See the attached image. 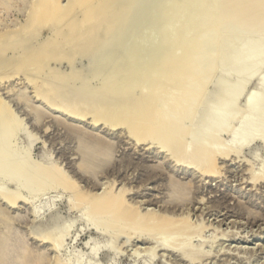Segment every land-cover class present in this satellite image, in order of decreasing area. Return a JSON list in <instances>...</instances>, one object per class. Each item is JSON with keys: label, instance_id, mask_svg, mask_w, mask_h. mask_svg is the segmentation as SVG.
<instances>
[{"label": "rangeland", "instance_id": "rangeland-1", "mask_svg": "<svg viewBox=\"0 0 264 264\" xmlns=\"http://www.w3.org/2000/svg\"><path fill=\"white\" fill-rule=\"evenodd\" d=\"M16 1L17 0H13L10 3L3 0L0 1L1 38L3 35L7 34V32L10 34L12 30L13 31L11 32V34H14L17 31L22 32L19 30L23 28V26H25L24 24H27V22L29 21L28 18L30 15L28 13H30V1L34 0ZM62 1L63 4H66L67 2V0ZM112 16L113 15H111L107 20H98L101 22H104L105 20L107 23L109 20V24L105 22L103 23V26H100L101 28L99 27L98 30H96V32H100L101 30L103 31L104 28V35L103 33H100L103 36V45H106L108 44L107 42L111 41V35L106 31H108L107 26L110 27V25L112 26L113 24L111 23ZM79 20H81V18H79ZM86 24H82V26L84 25V28L86 30H84V28H81L82 26H78V31L77 33H75V35L72 34L71 36L70 34V38L68 35L65 38H60L59 40L57 39L58 44L54 42V44L56 43L54 47H56L57 49L60 47L59 51H57V56L54 55L55 57L53 56L52 59L49 60V62L47 63L48 65L43 64L42 68L40 67L41 64L37 65L35 63L34 58L38 56L37 54L38 51L41 50L40 48H45V45H47L46 43H44L45 40L47 41L48 38L55 39V37H57L59 32L57 30L59 26L56 29V26H50L52 24H50L49 26L47 25V27L45 25L43 26V28L41 26L40 31L32 30V33H29L31 32L29 30L27 34L28 37H20L23 40L22 44L19 45L20 49L19 46L18 48H13L12 46L8 48L9 45L12 44H9L7 42V44L5 45L4 42H1L0 38V80L3 78L0 81V99L14 114V117H16V119L18 118V122H21V124H18L20 125V127H22L21 131L13 137V145H16V150L20 154H24V151L26 154H28L27 152H29L28 155L36 162L41 163L47 162L49 160L52 164H55L57 168L59 167L58 169L63 171L66 176H64V180L62 178V182H65L63 186L61 183L58 184L59 186L56 183L55 185H53V182L52 184H50L52 187L48 186L47 188L49 189L37 193L33 192V190L26 191L25 189H23L20 184L22 183V181H20V185L17 184L18 179H16L12 183H8V181L3 179L2 174L4 172H2L3 170H1L2 168H0V192L7 191L8 193L9 191L10 197L12 196L13 198H16L18 203H16V207L7 209V203L0 201V240L5 238L6 236H10L14 240L16 239L19 245L18 248L20 250L18 251L20 255H22V258L19 259V261H21V264H24V259H27V261L28 259H34L33 261L38 259L33 264H191L192 260L188 262L186 260H182V257V261H179L180 256H178V254L176 255L168 250H164L161 248L155 249V246L157 245H154L153 238H163L169 241L168 245L173 243L180 245L183 244V247L184 245L187 248L190 247L189 250L192 252V257L194 256L197 259H201V257L202 259L205 258V261L202 259V261H198L195 258H192L195 259V262L193 260L192 264H264V180H259L254 184H252L253 182L250 180L251 174H253L255 171L256 174H259V169L261 167H264V140L257 137V139L255 138L253 139V141H250L249 145L247 144L248 146L245 145L246 147L243 146L242 148H240L238 154H230L231 156L229 155L226 158L219 160L218 168L215 169L216 177L210 179L204 176L201 177L197 172L194 173L192 169L186 168L185 165H182V163L175 166V160L171 158V156L167 155L168 153L161 152L160 149L157 148L158 145L156 144H152L153 146L147 145L146 143L138 145L135 144L134 140L132 138L130 139V136H128V133L124 131V129L109 130L103 125L93 127L92 125H90L89 120L79 122L70 119L68 115L62 112L61 108L57 107L58 102H63L62 105H66V103H69L72 100L73 101L71 102V104L76 103V101L77 103L82 102V100H85L86 102L87 100L85 97L83 98L81 90L79 91L84 83H86V85L90 84V86H99L105 81L108 85H111L113 84V82H115V80H117L119 76L118 73L122 71L121 67L120 69L117 68V70H115L112 68V66H108V69L110 68L109 71L106 67L107 65L99 66L98 53L100 51L96 49L97 47H90L91 49L88 47L86 48V50L80 47V45L83 46L89 36H91V34L93 35V33L95 32V30L92 31L93 29L91 28V25H89L92 24L91 22H87ZM234 28L235 26H233V28L231 27V30L229 29L230 31L228 30V32H231L232 34L226 33V31L225 33H223L224 35H222L223 38H221V36H213L210 41H215L213 43H210L209 41L210 46L216 43V45H212L215 46L212 47L214 51H210L213 54L210 53L211 55H208V61H213V64H215L213 66L215 67H213L212 69V64L210 65V63L207 62L206 66L208 65L209 67L210 65V68L213 70V72L211 73L212 75H210L211 70L209 71V69H207L208 74L203 70L202 73H206L204 74V76L208 75V77L210 78H203L206 80H202L203 83L194 82V84L192 81V85H196V83L197 85L199 84L198 87H195L197 88V90L199 86L202 87V89L200 88L201 92L198 91L199 95L201 94V96L199 97V95H196L194 97V99L197 97V99L195 100L198 102L197 104L194 103L196 105H194L195 108L192 103L193 101L191 102L192 105L189 106L190 109L191 106H193L194 108L193 110H191L192 112H194L189 113L191 114V117L188 119L189 124H187V106H182L183 102H180V106L179 101L176 100L177 98L181 99L182 101L185 100L186 95L184 96V99L181 98L183 96V94H181L183 92L182 89L184 88H182L181 92H179L180 90H174V88L177 87L171 85L172 83H167L168 85L164 84L166 85V87L168 86L167 88L165 86H163V88L162 86H160V89L159 85H156V88L160 89V93H154L157 97L162 95V98L164 97L169 100L167 101V99L165 100L164 98V100H160V106H162V109H167L169 106L168 110L170 109V114L169 111L168 113H166L164 109L166 116L172 117L173 115L171 113L174 112L175 108H178L177 106L186 107L184 108V110H182L181 108H179L181 110L177 109L178 113H182L186 119L185 120L181 114L182 117H178L180 118V120L182 118L183 120H181V122H183L181 123L179 120V123V118L177 119V122L180 125L182 124L184 127L187 126L186 128L188 129L192 124L193 133L197 134L200 133L198 132V126H200L199 121H203L204 125H209L211 123L209 118L202 119L203 117H201L203 114L202 112L204 111L203 106H206L208 102L209 106L214 105L215 103H220V99L214 100L215 96L213 95H215L216 91L220 92L219 88L223 89L224 86V88L231 90L238 83L241 90L237 97L234 100L229 101L230 103H228L229 108H235L238 113L232 121H229L225 124L224 130L222 131L223 133L220 132L217 136V138L220 139H218V141L222 143H216L218 145L222 144L223 147V144H228L230 134L236 131L242 123L241 119L245 116V110H243V102L249 97V95L254 93L257 94L259 100H262L264 98V89H262V87L258 88L257 86V78L264 77V47H262L257 55H252L250 58H242L240 60L239 69L245 70L248 73V76L240 78V80L237 82L235 77L236 69L229 61L225 64L223 73H221V62H219V59L222 60L223 57L226 56V54H231L228 56L233 57L242 47V45L247 44V42L249 43L251 40L264 39V32H245L241 34L242 32H244L243 30L238 28L237 32H235ZM243 29L249 31L248 27L246 26H244ZM80 30L82 32H85L81 33ZM238 30L241 31V33ZM24 31V33H26V30ZM35 32L37 33L35 34ZM16 34H14V36ZM32 34L34 35L33 37L36 38L33 39ZM227 34H229L231 37ZM261 34H263V36ZM19 35L21 34L19 33ZM19 35L16 39L12 38L11 40L17 41L19 39ZM104 36H106L107 38H104ZM220 39H222L223 41ZM225 41L226 43L230 42V49L228 50L229 52H227V50L225 49ZM35 42H37L36 45ZM220 42H224L225 46L222 44L224 50H221L222 47L220 45L218 47V43L220 44ZM39 43L42 44L41 47ZM62 43L63 45H61ZM37 45L39 49L38 47H36ZM65 48L67 51L65 50ZM71 48H73V50ZM218 48H220L219 51ZM32 49L37 50V53L35 52L36 55H33L34 57H26V51H31ZM95 49L98 51H96ZM224 51H226L227 53H224ZM21 52L26 55L22 54ZM221 52L225 55H222ZM86 54L89 56H87ZM20 55H23V57L25 56L26 59L25 57L24 59L27 62L31 58L32 60H29L30 62H28V64L33 63L35 65H31L26 70H21L18 74L15 73V76L13 74L15 72V68L13 69L12 67L8 66H10V64L12 66V62L15 63L18 59V61H20ZM69 57L72 59H70ZM59 58L61 59L58 60ZM24 59H21V61L27 63L26 61H24ZM216 60L220 63V66L218 65V62ZM7 61H10L11 63ZM93 61L95 62V65ZM98 66L100 67V70H102V72L97 70L99 69ZM6 67H8L10 70ZM105 68L109 72H107ZM206 68L204 70H206ZM12 69L14 72H12ZM103 69L105 70L104 76L102 74ZM90 70H92L93 72L91 73ZM112 70H115L117 73L114 71V73L116 74L112 75ZM9 72H11V74ZM110 72L112 74H110ZM5 73L9 74L6 75ZM95 74L96 77L98 76V74H101L100 76H102L105 80L102 77L98 76V79L102 82L99 81L95 77ZM105 74L109 75L110 77H105ZM221 74L223 75V77L220 76ZM8 75L10 76L6 77ZM93 76L97 80H95ZM111 76H115V78H113L114 81L113 79H111ZM217 76L220 78L221 82L216 87L218 90H215L214 84L219 81V78ZM108 78L109 81L112 80L111 83H108ZM189 80L190 81L188 82H190L191 84V79L189 78ZM193 80L195 81V78H193ZM68 81L70 82V85H68ZM74 83L77 84L75 85ZM79 83L82 84L80 85ZM61 84L63 86H60ZM144 84L146 83H142V85ZM64 85H66L68 89ZM140 85L141 83L135 86L136 90L140 88ZM147 85H149L151 89L152 84L147 83ZM147 85H145L146 88L144 89V91H148L149 88ZM138 86L139 88H137ZM189 86L190 85L188 84L187 87ZM55 87H64L60 96H53L51 95V93L48 94V91L53 92L52 89H54ZM109 87L110 86H106L105 88L108 89ZM152 88L153 90L149 89L151 92L154 91V86ZM170 88H172V91H170ZM163 89H166L165 93L167 94L163 93ZM138 92L139 91L137 90L136 94L135 92L134 94L138 95ZM154 92H156V90ZM164 94L166 97L163 96ZM169 94L171 96L175 95L174 97H171L173 100L171 98H168L170 97ZM180 94L182 95L181 97ZM135 95L133 96L135 97ZM46 96L47 99H45ZM103 97L104 96H102V100L106 99ZM98 98L99 99H95L98 101L94 100L92 106L100 102L99 100L101 96H99ZM202 98L204 99L202 100ZM174 101H177L179 105H177L178 103H175ZM203 101L206 102L205 105V102ZM161 102H163V104H161ZM168 102L171 104H168ZM172 102L173 105H177H174L175 108L172 106ZM83 107L86 106L84 105ZM200 108L201 112L198 113L200 111ZM190 109H188L189 112ZM184 113L186 115H184ZM250 119V122L256 124L264 122V113L261 116H250ZM180 125H178V127ZM182 125L181 127H183ZM183 128H181V130ZM258 133L264 135V132L262 131ZM183 135L184 134L182 133L181 136ZM184 136L186 138L182 137L181 139H185V144L188 145L187 150L189 147L188 154H186L185 156L186 159H190L189 156H191V151L194 150L192 148L193 146L187 143H190L189 141L191 137L188 138V136ZM217 146L214 147L216 148ZM217 148L220 149V146H218ZM96 154H100L101 157L94 160L92 157ZM249 182L251 184H249ZM113 189L115 190L112 191ZM110 190L114 194H117L119 191L121 192L122 190H124V198L126 199L127 203H129L130 205H134V207H140V213L144 214V217L146 216L145 219L147 223L146 221H144L145 219L143 220L146 223V227L144 226V222H142L144 223L143 225L140 223L142 219L138 221L139 223L136 222L138 226H136V223L132 224L133 226L131 227L129 226L130 229L127 227V224L130 222L127 221V223L125 221L126 225L121 226L123 222L120 223L117 231V228H114L115 223L112 222V226L109 225L111 219H107V215H105V217L104 215H102V220H104L103 222L105 224L102 221H99L100 219L95 215V197L92 196L94 194V196L99 195L102 191H105L106 194V192H111ZM91 208L92 210H90ZM147 211L150 213V216ZM189 213L190 215H188ZM146 214L148 215V218ZM91 215H93L94 217H92ZM154 215H156L155 220L157 222L153 221L154 219H152L154 218ZM162 216H169L176 220L181 219L179 222L183 221L186 218V221H184L185 223L187 222V224H185V226H187L182 227L183 229L180 230V226H182V224L180 225V223L178 222L180 226L178 224V226H176L180 228L178 229L176 227L177 229H173L174 232L173 230H166L168 228L164 229V231L162 227L161 229L164 232H162V230L159 231L160 224H158V222L161 223L160 221ZM157 217H160V219L158 218V220ZM151 221L152 224H155L156 222V224L159 225V230L157 229L156 224V226L154 227L158 230L157 232L156 230L154 231L153 228H151L153 229V231L149 228L151 225ZM148 223L150 224L149 227ZM66 227H69V231L67 235L63 236L62 239H60L59 230ZM121 227H123V229L125 227L124 231H122L123 229ZM145 228L147 230H145ZM148 228L150 231H148ZM138 230L144 231L145 234L144 232H141L143 233L141 234L140 231L139 233L141 235H145L146 237H152L151 239L153 241H148L149 243H143L140 240V242L137 241L135 238L138 236ZM134 232L136 233V236ZM154 232H156V234ZM45 237H47V240H50V243H43L42 239ZM51 237H53L54 240L51 239ZM58 238L60 241L58 240ZM21 245L22 248H20ZM52 245L57 248H54ZM92 248L98 250L96 257H92ZM148 248H152V250H149ZM204 254L205 257L202 256Z\"/></svg>", "mask_w": 264, "mask_h": 264}, {"label": "bare ground", "instance_id": "bare-ground-1", "mask_svg": "<svg viewBox=\"0 0 264 264\" xmlns=\"http://www.w3.org/2000/svg\"><path fill=\"white\" fill-rule=\"evenodd\" d=\"M0 1H2V0H0ZM3 1L10 3L13 0H3ZM62 2H63L62 0H34V1H30V4H31L30 13H28L30 15V16L28 15L29 21L27 22V20H28L27 19L26 20L27 24L25 23L24 24L25 26H23V28H21V29L19 28L20 29L19 31H22V32L17 31L18 32L17 33L15 31L17 34L14 33V34H16L14 36L13 33L11 34V32L13 31L12 30L10 32V34L8 32H7V34H5L3 36L1 34L2 38L1 37L0 38H1V42H4L5 45L7 44V42L9 44H12V45H9L8 48H10V46H12L13 48H15V47L18 48V46L21 45L22 41H23L22 38H20V37H24V36L28 37L27 34H28L29 30L31 31L29 33H32V30L40 31L41 26L43 28V26H45V25L47 27V25L49 26L50 24H52L50 26H52V27L56 26L55 29L59 26L60 30L58 27L57 31H59V32H58L57 37H55V39L53 38L54 40L49 39V38L47 41L45 40L44 43L47 44V45H45L46 49L44 47L40 48L41 50L38 51V54H37L38 56H36V58H34L35 63L37 65L41 64L40 67L42 68L43 64L48 65L47 63L49 62L50 59H52V57L54 55L57 56V51H59L60 47L57 49L54 46L56 43L58 44L57 41L60 38L61 39L65 38L68 35L70 38V34L72 36V34L75 35V33H77L78 26L80 27V26H82V24H86L87 22L92 23L89 25H91V28L93 29L92 31L95 30V32L93 33V35L91 34V36L88 35L89 38L87 39L86 43L81 42V43H84V45L83 46L80 45V47L82 49H85V50L88 47L89 48L90 47L91 48L97 47L96 49H98L100 51L99 53L97 52L99 54V56H98V62H99L98 65L99 66L100 65L101 66L107 65L106 66L107 69H108V66L109 67L112 66V68L115 70H117V68L120 69V67H121L122 71L120 73H118L119 76H118V78L116 77L117 80H115V82H113V84H111V85H108L107 82L104 81L105 83L103 82L99 86H95V85L90 86V84L86 85V83H84V85L81 86V88L77 87V88H80L79 91L81 90V92H82L81 94L83 95V98L85 97L87 100L86 102H85V100H82V102H78V103L76 101L77 104L76 103L71 104V102L73 101L71 99L72 101L69 100L70 101L69 103H66V105H62L63 102L59 103L57 101L58 102L57 107L61 108L62 112L64 114L68 115V117L70 119H72L74 121H79V122L89 120L90 125H92L93 127L94 126L98 127L99 125H103L106 128H108L109 130H115V129L116 130L117 129L122 130V129H124V131H126L128 133V136H130V139L132 138L134 140L135 144H137V145L138 144H145V143L147 145H152V144L155 145L156 144V145H158L157 148L160 149L161 152L168 153L167 155L171 156V158H173L175 160V163H176L175 166L182 163V165H185L186 168L192 169V171H194V173L197 172L201 177L204 176V177H207L210 179H213L216 177L215 169L218 168V164H219L218 161L219 160L226 158L230 154H232V155L238 154L240 151L239 150L240 148H242L243 146L244 147L248 146L250 141H253V139H255V138L257 139V137L259 139L262 138L264 140V135L258 133L261 131L264 132V122H260L258 124L250 122V120H251L250 116H256V115L261 116L264 113V98L262 100H259L257 97V94L254 93V94L249 95V97L243 102V104H244L243 110H245V114H244L245 116H244V118L241 119L242 123L239 126V128L230 134V139L228 141V144H223L224 147L222 146V144L218 145V144L222 143V142L218 141V139H219V138H217L218 134L224 130L225 124L229 121H232L238 113V111L235 108H229V106H228V103H230L229 101L234 100L241 90L240 85L238 83L231 90L224 88L225 87L224 86L223 89L219 88L220 92L216 91L215 95H213V96H215L214 100L220 99V103H215L214 105L209 106L208 105L209 102H208V104L206 106H203L204 111L202 112L203 114L201 113L202 114L201 117H203L202 119L209 118L211 123L209 125L208 124L204 125L203 121H199L200 126H198L199 129L198 128L197 129H198V132H200V133H197V134L193 133L192 124H191L189 129L186 128L187 126L184 127L182 124L181 125L184 128L181 127V125L179 123L183 119L181 118V120H180L179 117L181 116L182 113L181 114L178 113V110H177L179 108H181L182 110H184V108H186V107L177 106V105H179L180 102L181 103L183 102L182 106H187V111H188L187 115L188 116L190 115L189 117L187 116V124H189L188 119L191 117V114H189V113L194 112V111L193 112L191 111L196 106L194 103H196V104L198 103L195 100V99H197V97L195 99H194V97L196 95L198 96L199 92H201V89H202V87L199 86V88L197 90V88H195V87H198L199 84L197 85V83H196L197 86L192 85V84L194 82L200 83V82H202V80L204 81L205 79H203V78H205V77L210 78V77H208V75L204 76V74H206V73L208 74L207 69H209V71L211 70L210 75H212L211 74L213 72L212 69H213V67H215V66H213V65H215V64H213L214 63L213 61H211V60L208 61V55L210 53L213 54L210 51L211 50L214 51V49L212 47H215V46H212V45H216V43H215V44H212L210 46V43H213L215 41V40L213 42L210 41L213 38V36L214 37L215 36H221V38H223L222 35H224L223 33H225L226 31H227L226 33L232 34L231 32H228V30L231 27L233 28V26H235V28H234L235 32H237L238 28L243 26L240 29L243 30L244 32L241 33V31H239L240 29L238 30L241 34H243L245 32H248V33H256V32L258 33L259 31H261L260 33L264 32V0H67L66 4H63ZM110 14L113 15L111 18V23H113V24H112V26L110 25V27L107 26L108 31H106V32L111 35L110 36L111 41H109V42L106 41L108 44L103 45V43H102L103 36L100 33H103V35H104V32H103L104 28H103V31L99 30L100 32H96V30H98V28L100 26H103V23L106 22L105 20H104V22H101L102 19L107 20L108 18H110V16H111ZM79 18H81V20H79ZM98 20H101V21H98ZM107 24H109V20H108ZM236 26H237V28H236ZM238 26H240V27H238ZM244 26L248 27L249 31H247L246 29L244 30L243 29ZM20 27H22V26H20ZM81 28H84V25ZM24 30H26V33H24L25 32ZM50 30H51V28H50ZM84 30H86V29L84 28ZM55 32H56V30H55ZM83 32H85V31H83ZM83 32L81 31V33H83ZM19 33L21 35H19ZM36 33L37 32H35V34ZM86 33H88V32H86ZM263 34H261V35L263 36ZM18 35H19V39L17 41L11 40L12 38L16 39L18 37ZM227 35H229V34H227ZM33 36L34 35L32 34V37ZM51 37H53V36H51ZM105 37L106 36H104V38ZM34 38H36V37H33V39ZM220 40H222V39H220ZM209 41H210V43H209ZM54 42H56V43L54 44ZM221 42H220V44L218 43V47L220 45L222 47V48L220 47L221 50H224L223 49L224 47L222 46V44L224 46H225V44H224V42L223 43H221ZM59 43H60V41H59ZM101 43H102V46H101ZM225 43H226V41H225ZM26 44H28V43H26ZM36 44H37V42H35V45ZM39 44L41 47L42 44L41 43H39ZM78 44H79V41H78ZM61 45H63V43ZM30 46H31V43H30ZM43 46H44V44H43ZM36 47H38V45ZM225 47H226L225 49L227 50V52H229L228 50L230 49V42L226 43ZM262 47H264V39L263 40H260V39L251 40L249 43L247 42V44L242 45V47L237 51V53L233 57L228 56L231 54H228V55L226 54L227 57L225 56V57H223V59L221 58L222 60L219 59L220 56H219V58L217 57L219 59V62H221V73H223V70H224L223 68H224L225 64L229 61L232 64V66L235 67V69H236L235 77H236L237 82L240 80V78L248 76V73L245 70L239 69L240 60L242 58H244V59L250 58L252 55L253 56L257 55V53L262 49ZM69 48H70V46H69ZM73 48H71V49L73 50ZM220 48H218V51ZM19 49H20V46H19ZM38 49H39V47H38ZM65 50H66V48H65ZM98 50H96V51H98ZM36 51L37 50H35V49L34 50L32 49L31 51L27 50L26 51L27 55L22 53V52L21 53L26 55V57H28V56L34 57L36 55L35 54ZM225 52L226 51H224V53ZM224 53L221 52L222 55H225ZM29 54H31V55H29ZM87 56H89V55H87ZM24 57H23V55L22 56L20 55V57H19L20 61H18L19 60L18 59V60H16L17 62H15V63L12 62V64H13L12 66H11V64H10V66H8V67H12L13 69L15 68V72L12 69V72H14L13 74L15 76L21 70H23V69L26 70L31 65H35L33 63L32 64L29 63L30 64L29 65L28 62H30L29 60H32V59L30 58L27 62L25 60L26 57H25V59H24ZM63 58H64V56H63ZM65 58H67V57H65ZM21 59L22 60L24 59V61H26L27 63L22 62ZM60 59L61 58H59L58 60H60ZM70 59H72V58H70ZM90 59H93V58H90ZM209 59H210V57H209ZM7 62H10V61H7ZM207 62L210 63V65L212 64L211 65L212 69L210 68V65H209V67H208V65L206 66ZM219 62H218V65L220 66ZM93 63L95 65L94 61H93ZM8 67H6V68H8ZM204 67L205 68L208 67V68H206V70H204L205 69ZM33 68H34V66H33ZM119 69H118V71H119ZM97 70L102 72V70H100V67ZM105 70H106V68H105ZM105 70L103 69V73H102L103 76H104ZM108 70L110 71V68ZM202 70L205 71L206 73L203 74ZM218 70H220V69H218ZM51 71H50V73H51ZM54 71H55V69H54ZM90 71H91V73L93 72L92 70H90ZM109 71H107V72H109ZM114 71L112 72L113 74L111 72H110V74L115 75L117 72L115 71L116 73H114ZM9 73L11 74V72H9ZM9 73H5V74L7 75ZM91 73H89V74H91ZM96 74H95V77H96ZM100 75L101 74H98V76H100ZM9 76L10 75H8L6 77H9ZM98 76L96 77L97 79H98ZM107 76H109V75L105 74V77H107ZM220 76L223 77L222 74ZM100 77H102V76H100ZM111 77H112L111 79L115 78V76L114 77L111 76ZM93 78H94V76H93ZM96 78H94V79L97 80ZM189 78L191 79V84H190V82H188V81H190ZM193 78H195V81L193 80ZM91 79H92V77H91ZM185 79H186V81H185ZM217 79H216V82H217ZM51 80H52V78H51ZM60 80H62V79H60ZM107 80L109 81V78ZM218 80L219 81L216 84H214L215 90H218L216 87L221 82L220 78ZM72 81H74V80H72ZM99 81H101V80H99ZM113 81H114V79H113ZM192 81H193V83H192ZM76 82H77V80H76ZM111 82H112V80L109 81L108 83H111ZM137 82L141 83V85H140V88H139V86L137 87V88H139V89H137L139 91L138 95H135L137 92L135 86L137 84L139 85V83H137ZM144 82L146 84L142 85V83H144ZM184 82L186 84L188 82V84L190 86L187 87L188 84L186 85ZM222 82H224V81H222ZM147 83L152 84V86L150 85L151 89L153 90L152 87L154 86V91L156 90V92H154V91L151 92L150 91L151 89H150L149 85H147ZM167 83H172L171 85H173L174 87H177V88L173 87L174 90L175 89L180 90L179 92H181L182 88H184V89L186 88L185 90L182 89L183 92L181 94H183V96L180 94V97L182 96L181 97L182 99H184V96L186 95L185 100L182 101L181 99L177 98L179 92L176 96V98H177L176 100L179 101V103L177 101H174L175 103L176 102L178 103L177 105L176 104H174V105L178 107L177 109L174 107L173 102H172V106L175 108L174 112L171 113L173 115L172 117L165 115V111H166V113H168V111L170 110V109L168 110L169 106L167 109L164 108L165 111H164V109H162V106H160V100H162L164 97L162 98V95L157 97L154 94V93L159 94L160 93L159 90L161 89L160 86H162V88H163V86L166 87V85H164V84H167ZM257 83H258L257 84L258 88L262 87V89H264V77L263 78L262 77L257 78ZM34 84H35V82H34ZM44 84H47V83H44ZM74 84L76 85L77 83H74ZM68 85H70V82L68 83ZM145 85H147L150 90L147 88L148 91L147 90L144 91V89L146 88ZM156 85H159L160 89H157ZM60 86H63V85L61 84ZM64 86L66 87V85H64ZM106 86H110V87L108 89H106L105 88ZM44 87H45V85H44ZM63 88L55 87L54 89H52L53 92L48 91V94L51 93V95H53V96H60L62 91H63ZM66 88L68 89V87H66ZM49 89H50V87H49ZM170 89L169 90L172 91V88H170ZM204 89H205V87H204ZM163 90H164L163 93H165L166 89H163ZM134 92H135V94H134ZM44 93H46V92H44ZM165 94H167V93H165ZM165 94L163 96H165ZM133 95H135V97ZM47 96L45 99H47ZM99 96H101V98L99 100L100 102L99 103L97 102L98 104L92 106V103L94 102V100L96 98L99 99L98 98ZM102 96H104L103 98H106V99L102 100ZM174 96L170 95V97H168V96L167 97L171 98ZM200 96H201V94L199 95V97ZM205 97H206V95H205ZM164 99L166 100L167 98H164ZM203 99L204 98H202V100ZM172 100H170V101H172ZM95 101H98V100H95ZM167 101H169V100L167 99ZM163 102H161V104H163ZM184 102H186V103H184ZM191 102L193 103V106L194 105L195 106H194V108H193V106H191V109H190L189 106L192 105ZM203 102H205V101H203ZM181 103H180V106H181ZM168 104H171V103L168 102ZM183 104H187V105H183ZM205 104H206V102L204 103V105ZM53 105H54V103H53ZM84 105L86 107H83ZM181 109H179V110H181ZM188 109H190V112ZM175 111H177V112H175ZM200 112H201V108H200V111L198 113H200ZM169 114H170V111H169ZM184 115H186V114L184 113ZM182 116H183V114H182ZM195 116H194V118H195ZM183 118L185 119V116H183ZM17 119H16V117H14V114L10 111V109L0 99V168H2L1 170H3L2 172H4L2 174L3 179L8 181V183L9 182L12 183L16 179H18L17 184H19L20 181H22V183H20V184H21L23 189H25L26 191L27 190H29V191L33 190V192H37V193H39L40 191H44L46 189H49L47 187L51 186L50 184H52L53 182H54L53 185H55V183L57 185L59 183H61L63 186V184L65 182L64 183L62 182V178L64 180L65 174L63 171L58 169L59 167L57 168L55 166V164H52L49 160L47 162H41V163L36 162L28 155L29 152H27L28 154H26L24 151V154H20L16 150V145H13L12 140H13V137L18 132H20L21 128H22L18 124V123L21 124V122H18L19 120H17ZM177 119H178V122L180 120L179 123L177 122ZM194 121H195V119H194ZM178 125H180V126L178 127ZM180 127L183 129L181 130ZM195 128H196V126H195ZM194 132H195V130H194ZM182 133L184 135L188 136V138L191 137L190 141L188 140L190 143H187L189 145L191 144L193 147L192 146H190V147H192L194 150V151L190 150L191 156L187 155L190 157V159L189 158L186 159V156H185L186 154H188L189 147L187 150L188 145L185 144V141H184L185 139H181L182 137L183 138H186V137L184 135L181 136ZM216 142H219V143L217 144ZM217 145L220 146V149L217 148L218 147ZM214 146H217V147L215 148ZM221 146H222V148H221ZM96 155H94L92 157L94 160L101 157L100 154H96ZM182 167H184V166H182ZM255 172L253 174H251V176H250V180L253 182L252 184H254L255 182H257L259 180H261V181L264 180V167H261L259 169V174L258 173L256 174ZM217 173H219V172H217ZM0 176H1V174H0ZM21 177H22V179H21ZM250 182H249V184H251ZM69 183H71V182H69ZM30 185L31 186L33 185L32 186L33 188ZM114 190L115 189H113L112 191H114ZM112 191L106 192V194H105V191H102L99 195L94 196L95 195L94 194L92 196V197H95L94 200H95L96 206L94 208H95L96 212L95 211L94 212H95V215L100 219L99 221L103 222L104 220H102V215H104V217H105V215H107L108 216L107 219H111V222L109 225L112 226L111 223L112 222L115 223L114 228L115 229L117 228L116 229L117 231H118V227L120 226V223H122V222H123V224H121V226L126 225L127 221L130 222V223L127 222L128 223L127 227L129 229L131 226H133L132 224H135L140 219H142V221L140 223L143 225L145 223L144 221H146V219H145L146 216L144 217V214L140 213L141 211H139V210L141 208L137 207V206L134 207V205H130L129 203H127L126 199L124 198V195H125V193L123 192L124 190H122L121 192L119 191L120 193L118 192L117 194L112 193ZM8 194H9V196H8ZM89 197H91V196H89ZM0 201L7 203V205H8L7 209L8 208L11 209V208L16 207L15 205L17 203L16 198H13L12 196L10 197L9 191H8V193H7V191L6 192H2V191L0 192ZM91 201H92V198H91ZM90 204H92V203H90ZM136 204H138V203H136ZM90 210H92V208ZM140 214H141V217H140ZM148 214L150 216L149 212H148ZM188 215H190V213ZM91 216L94 217L93 215H91ZM109 217H111V218H109ZM147 218H148V215H147ZM155 218H156V215H154V218H152V219H154L153 221H156ZM158 218L160 219V217H157V219ZM148 220H150V219H148ZM180 220L181 219H179V220L173 219L172 217H169V216H162L161 221H160L161 223L158 222V224H160V230L158 228L159 225L156 224L157 221L155 222V224L157 225V229L159 231L162 230L161 227L163 228V230L168 228L166 230L170 231L173 229L175 230V228L179 225L178 222ZM184 220L186 221V218ZM184 220L181 221L183 223L179 222L180 225L182 224V226L179 225L181 227L180 230L183 229L182 227L187 226V225L185 226V224H187V222L185 223ZM187 221H188V219H187ZM106 222H108V221H106ZM142 222H144V223H142ZM146 223H147V221H146ZM146 223L144 224V226L146 225ZM150 224L148 223V227L150 225L149 228L150 229L153 228L154 231L156 230V232H157L158 230L154 228L156 225L154 223L152 224V221L150 222ZM136 226H138L137 223H136ZM144 226H142V227H144ZM151 226H153V227H151ZM125 227H124V229H125ZM107 228H109V227H107ZM121 228L123 229V227H121ZM128 228H126V229H128ZM149 228H148V231H150ZM187 228H185V229H187ZM124 229L122 231H124ZM153 229H151V230L153 231ZM145 230H147V229L145 228ZM163 230H162V232L165 231V230L164 231ZM174 230H173V232H174ZM68 231H69V227L62 228L61 230H59L60 239H62L63 236L67 235ZM139 231H140V233L144 232L141 230H138V232L135 231L138 234V236L135 238L137 241L140 240L143 243H149L150 241H153L151 239L152 237H146L145 235H141L143 233L140 234ZM156 232H154V233L156 234ZM144 234H145V232H144ZM135 236H136V233H135ZM56 237H58V236H56ZM130 238H131V236H130ZM51 239H53V237H51ZM153 239H154V245H157V246H155L156 248L153 246L155 249L161 248L164 250H168V251H170L176 255L178 254V256H180L179 261L186 260V261L190 262V260H192L191 261V264H192L193 260L195 262V259L198 261L202 259L201 256H200L201 259H199V258L197 259L194 256L192 257L191 256L192 252L189 250L190 247L187 248L184 245V247H185L184 248L182 246L183 244L180 245V244H176V243L174 244L173 243V244L168 245L169 241H167L163 238L162 239L153 238ZM58 240H59V238H58ZM42 241H43V243H50V240H47V237L43 238ZM18 246L19 245H18L16 239L14 240L10 236H6L5 238L1 239L0 240V264H21V261H19V259L22 258V255H20V253H19L20 250H19ZM52 246L54 248H57L54 245H52ZM20 248H22V245ZM148 249L152 250V248L151 249L148 248ZM97 252H98L97 249L92 248L91 249V254L93 255L92 257H96ZM21 253H22V251H21ZM199 255H201V254H199ZM202 256L205 257V254ZM181 257H182V260H181ZM192 258H195V259H192ZM204 259L205 258H203L202 260H204ZM33 260L28 259V261H27V259H24L23 261H24V264H33L38 259H36L35 261H33ZM39 263H40V260H39Z\"/></svg>", "mask_w": 264, "mask_h": 264}]
</instances>
